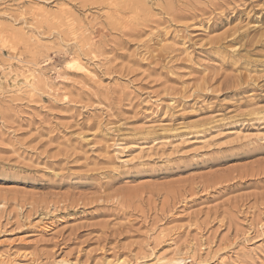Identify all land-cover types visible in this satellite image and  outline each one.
<instances>
[{"label":"rangeland","instance_id":"rangeland-1","mask_svg":"<svg viewBox=\"0 0 264 264\" xmlns=\"http://www.w3.org/2000/svg\"><path fill=\"white\" fill-rule=\"evenodd\" d=\"M261 147L264 0H0V264H264Z\"/></svg>","mask_w":264,"mask_h":264},{"label":"snow or ice","instance_id":"snow-or-ice-1","mask_svg":"<svg viewBox=\"0 0 264 264\" xmlns=\"http://www.w3.org/2000/svg\"><path fill=\"white\" fill-rule=\"evenodd\" d=\"M69 67H71V66L69 65ZM256 155H264V147H261L260 151L258 153H256ZM87 179L89 181H91L93 179V177L89 176Z\"/></svg>","mask_w":264,"mask_h":264},{"label":"bare ground","instance_id":"bare-ground-1","mask_svg":"<svg viewBox=\"0 0 264 264\" xmlns=\"http://www.w3.org/2000/svg\"><path fill=\"white\" fill-rule=\"evenodd\" d=\"M76 66V65H75ZM160 261V260H159ZM172 262H176L175 260H167V261H164L162 264H171Z\"/></svg>","mask_w":264,"mask_h":264}]
</instances>
